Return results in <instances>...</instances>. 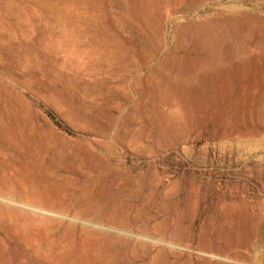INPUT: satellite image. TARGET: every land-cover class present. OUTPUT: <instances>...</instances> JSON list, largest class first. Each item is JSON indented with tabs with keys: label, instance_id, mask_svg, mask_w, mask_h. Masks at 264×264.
Returning a JSON list of instances; mask_svg holds the SVG:
<instances>
[{
	"label": "rangeland",
	"instance_id": "rangeland-1",
	"mask_svg": "<svg viewBox=\"0 0 264 264\" xmlns=\"http://www.w3.org/2000/svg\"><path fill=\"white\" fill-rule=\"evenodd\" d=\"M36 262L264 264V0H0V264Z\"/></svg>",
	"mask_w": 264,
	"mask_h": 264
},
{
	"label": "bare ground",
	"instance_id": "bare-ground-1",
	"mask_svg": "<svg viewBox=\"0 0 264 264\" xmlns=\"http://www.w3.org/2000/svg\"><path fill=\"white\" fill-rule=\"evenodd\" d=\"M140 8H142V7H140ZM140 8H139V10H140ZM133 10V9H132ZM136 10V9H135ZM141 11V10H140ZM143 11V10H142ZM135 13V12H134ZM139 13V12H138ZM137 13V14H138ZM136 14V15H137ZM140 14V13H139ZM142 14V13H141ZM134 16V15H133ZM10 242V241H9ZM41 248V247H40ZM23 249V248H22ZM28 249H26V251H27ZM25 253V252H24ZM29 253V252H28ZM27 254V253H26ZM31 257V256H30ZM23 259V258H22ZM31 260H33V258L31 259ZM34 260L36 261L37 259H35V257H34ZM41 261V260H40ZM28 262V261H27ZM39 262V261H38ZM28 264V263H27ZM32 264V263H31ZM36 264H37V262H36ZM44 264V263H43Z\"/></svg>",
	"mask_w": 264,
	"mask_h": 264
}]
</instances>
